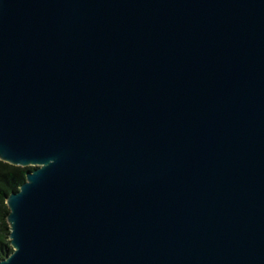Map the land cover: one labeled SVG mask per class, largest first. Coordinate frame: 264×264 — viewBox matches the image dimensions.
<instances>
[{"label":"water","instance_id":"water-1","mask_svg":"<svg viewBox=\"0 0 264 264\" xmlns=\"http://www.w3.org/2000/svg\"><path fill=\"white\" fill-rule=\"evenodd\" d=\"M0 264H264V0H0Z\"/></svg>","mask_w":264,"mask_h":264},{"label":"trees","instance_id":"trees-1","mask_svg":"<svg viewBox=\"0 0 264 264\" xmlns=\"http://www.w3.org/2000/svg\"><path fill=\"white\" fill-rule=\"evenodd\" d=\"M32 169L34 168L11 166L0 160V261L13 252L9 238L11 232L7 223L9 214L7 198L19 190L25 182L27 172Z\"/></svg>","mask_w":264,"mask_h":264}]
</instances>
